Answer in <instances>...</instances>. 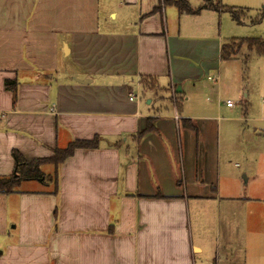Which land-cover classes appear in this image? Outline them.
<instances>
[{"label":"crops","instance_id":"obj_1","mask_svg":"<svg viewBox=\"0 0 264 264\" xmlns=\"http://www.w3.org/2000/svg\"><path fill=\"white\" fill-rule=\"evenodd\" d=\"M188 6L0 0V177L14 149L33 160L100 137L54 165L57 188L0 191V264H264V187L245 185L261 177L223 178L208 114L225 10Z\"/></svg>","mask_w":264,"mask_h":264},{"label":"rangeland","instance_id":"obj_2","mask_svg":"<svg viewBox=\"0 0 264 264\" xmlns=\"http://www.w3.org/2000/svg\"><path fill=\"white\" fill-rule=\"evenodd\" d=\"M168 1L190 4L192 8L198 9L206 6L224 9L225 25L222 33L226 43L231 38L264 40V0H162V3ZM205 14L212 13L208 11ZM234 14L238 18H234ZM233 50L235 53L230 58L223 59L220 95L213 97L206 94L210 104L216 101L221 108L213 109L208 114L219 117L215 118L214 151L218 163L222 165L223 178L236 176L246 181L249 176L261 177V181L250 179L245 182L246 186L252 185L254 189L257 182H261L264 187V55L246 44L235 45ZM208 82L211 87L213 82ZM206 95H202V98H206ZM227 100L233 101L234 105L227 106ZM198 101H201L199 96L192 104ZM174 111L171 109L170 113ZM41 169L47 176L54 174L55 170L52 163L42 164ZM48 178L46 180L51 183Z\"/></svg>","mask_w":264,"mask_h":264},{"label":"trees","instance_id":"obj_3","mask_svg":"<svg viewBox=\"0 0 264 264\" xmlns=\"http://www.w3.org/2000/svg\"><path fill=\"white\" fill-rule=\"evenodd\" d=\"M175 5L180 10H186L187 12H193L189 6L185 3L176 2ZM205 7V6H204ZM198 11V10H197ZM234 18H238L237 14H234ZM242 44H246L250 49L256 51L258 54L264 55V40L259 38H231V40L225 43L222 47V58H230L231 55L235 53L233 47L235 45L238 47ZM149 80L151 77L143 76L141 77V83L146 86L149 85ZM18 81L16 79H6L5 87L11 90L16 97L17 94ZM190 127L196 128L195 125L189 124ZM155 130V123L152 118H148L146 127L139 132V135H144L148 132ZM100 137L96 135L93 139H77L71 141L64 148H54V154L50 157L35 158L33 160H27V158L17 149L12 151L13 158L15 160V172L13 175L8 177H0V191L11 192L14 191L22 180H38L41 182L50 179L51 182L55 183V187L58 186V172L55 171L54 174L46 175L42 169L41 165L45 163H52L56 167L65 161L68 157L72 156L76 149L78 148H97L99 146Z\"/></svg>","mask_w":264,"mask_h":264},{"label":"built area","instance_id":"obj_4","mask_svg":"<svg viewBox=\"0 0 264 264\" xmlns=\"http://www.w3.org/2000/svg\"><path fill=\"white\" fill-rule=\"evenodd\" d=\"M208 78L210 80L214 81V82H219V80H220V77L219 76H210L209 75ZM135 97L137 98V95L135 96V94H131L130 99L133 100ZM226 104H227V106H230L231 107V106L234 105V102L231 101V100H227L226 101ZM180 118H181V116L179 115L178 111L176 110V112H175V119L176 120H179Z\"/></svg>","mask_w":264,"mask_h":264}]
</instances>
